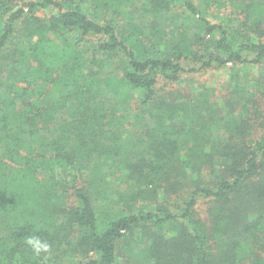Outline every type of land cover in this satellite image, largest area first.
<instances>
[{"label": "trees", "instance_id": "obj_1", "mask_svg": "<svg viewBox=\"0 0 264 264\" xmlns=\"http://www.w3.org/2000/svg\"><path fill=\"white\" fill-rule=\"evenodd\" d=\"M91 1L101 17L84 0H0V264H128L126 247L129 264H264V0H136L152 24L178 23L174 9L192 20V42L176 24L170 53L124 1ZM228 65L235 90L221 103L211 88L185 105L159 88ZM125 90L141 94L136 131L105 105L122 91L127 101ZM117 160L109 180L105 163ZM91 165L98 176L71 186ZM112 180L124 188L106 191ZM32 236L49 249L36 255Z\"/></svg>", "mask_w": 264, "mask_h": 264}, {"label": "rangeland", "instance_id": "obj_2", "mask_svg": "<svg viewBox=\"0 0 264 264\" xmlns=\"http://www.w3.org/2000/svg\"><path fill=\"white\" fill-rule=\"evenodd\" d=\"M121 1H124V3L122 4V7L128 13H130L133 16V18L138 22V25L143 29V33H144V36L146 38H149V37L152 38V36H153V38L156 37L158 39L163 38V39L167 40L168 43H164L163 46L161 44H158L157 47L159 48V50L163 49V51H167L170 53L171 47L175 46L177 44V42H179L178 38H176V36H175L177 34L174 32V29H173V27L176 24H185L187 26H188V24H193V23H190V22H192V20L186 18L182 14V11L179 9H174V13L176 15L180 16L178 23L174 22V23H171L169 25H166L168 23L160 20L159 23H156L159 25H156L155 23L152 24L151 19L144 20L143 18H141V16H142L141 11L140 10L137 11L134 9V7L137 6V4H138V2L136 0H121ZM195 3H198V0ZM82 7L86 8L89 12H92L93 14H96L98 16L100 15V17H101L102 12L105 11L104 5H101L96 9L93 8V1H91V0H84V4L82 5ZM210 12H213V14L217 13V11L215 10V7L211 8ZM37 14L39 16L43 17V14H47V13L42 12V11H38ZM209 19L211 21H213L211 18H209ZM142 20L145 24L142 23ZM117 26H118V28H120V31H123V34H127L126 20L125 19L123 20L121 16H117ZM188 27H190V29L187 31L188 35L183 36V38H187L189 40V43H191L192 42V35H191L192 28H191V26H188ZM161 31L164 33H162ZM132 38L134 39L135 37H132ZM210 39H212V38L207 36L205 38V41L206 40L210 41ZM140 40L143 41V35L140 36ZM144 41L146 43L148 42L147 39H145ZM193 47L196 50V47L195 46H193ZM173 53H176V52H171V54H173ZM193 60L194 59H193L192 54L185 53V56H181L180 62H181L183 67L189 68V66L195 65V62ZM110 67H112L111 68V72L113 71L112 73L116 72L118 75H120V71L115 64H112ZM106 71H108V70H106ZM239 71H241L240 73L242 75V78L245 75V73H247L249 75L248 76L249 79H252V77L257 76V70H255V68L253 70L248 69V71L247 70L242 71V69H240ZM232 72H233V69L231 68V66L228 65L227 67H225L219 71H207V72H200L197 74H183L182 78H181V82L178 85L165 86V88H164L163 83L161 82L159 84V88L161 87L163 89V91L165 90L164 92L174 91L173 95L177 98V101L181 102V105H185L184 102H187L188 101L187 99L191 100V98H192V100H193V99L197 98L198 93L203 88H211V89L215 90V97H216V100H218L219 98H222L223 96H228V94L233 96L232 92L235 90V88H234V83H233L232 78H231ZM105 81L107 82V79H105ZM241 81H244V79H242ZM109 85H110V82L108 83L107 89L111 95L112 89L109 87ZM125 92L127 93V96H129L127 101H124L126 99V96H125V93L122 91V96L124 97V99L122 101H120V103L118 101V98L120 96H117V97L116 96H110L111 100H109V101L107 100L105 102V105H109V107H110L111 104L117 103L116 108L118 110V113L120 115H122L124 113L125 116L127 117V122L124 121L123 126L126 129H131L132 131H136L138 129L137 126H139V125H136V123L132 119V116L134 115L133 114L134 111L136 113H138L137 105H138L139 100L141 98V94L138 91L125 90ZM164 96H166V95H164ZM218 103H221L220 99L218 100ZM215 113L217 115H219L220 109H216ZM221 115H222V112L219 116H221ZM143 118H145L144 119L145 125H147L146 124V122L148 121L147 115L144 114ZM179 122L181 124V119L178 120V123ZM139 128H140V126H139ZM121 166H122V164L119 160L107 161L105 163L103 171H104V173L106 172L109 175L108 178H109V180H111L112 179V176H111L112 172L115 174V176H119L121 174V172H122ZM76 167H77V164H76ZM93 167L94 166L91 165L88 169L82 170L81 173L83 175H81L78 172L74 174V172L77 170L74 171L73 168L72 169L69 168L67 170V173L65 172V175L68 176V179L70 181H71L72 175L74 174V176H75L74 182L71 183L70 185L73 187L79 188V187L87 184V183H85L86 177L84 175H88V176L91 175L92 178L95 179L98 176V172L93 171V169H92ZM57 174L61 175L60 169L57 171ZM112 181H113L112 184L108 185V188L106 189V191H108L110 189L111 192H113L115 190L124 188L122 185L119 184L118 180H112ZM118 184L120 185L119 187L117 186ZM67 188H68L67 194H69V196H70V194L73 192V189L70 186H68ZM90 193L92 194V196L97 198V194H99V189H97L96 191L90 190ZM202 202H204V201H201L200 204ZM94 204H95V206L98 205L97 207L100 208V212L102 214L101 218L102 219L106 218V215L110 213L109 207H106L105 204L103 202H100L99 200L97 202L94 201ZM203 206H204L203 204L200 206L201 210L203 209ZM101 218H100V220H101ZM58 221H59V223H62L61 218ZM131 245H134V243L131 242ZM65 247H66V243L64 241V243L61 245V249H65ZM132 251L134 254H137L138 253V247H134ZM61 255L63 257H65V251L61 252ZM124 256L127 258L128 264L132 262L131 257L133 255L129 253L128 247L125 248ZM75 260L76 259H74V258H71V259L66 258L64 264H71L72 262L74 263Z\"/></svg>", "mask_w": 264, "mask_h": 264}, {"label": "clouds", "instance_id": "obj_3", "mask_svg": "<svg viewBox=\"0 0 264 264\" xmlns=\"http://www.w3.org/2000/svg\"><path fill=\"white\" fill-rule=\"evenodd\" d=\"M26 243L34 251L36 255L41 252H46L49 249V244L46 241H41L38 237L32 236L26 239Z\"/></svg>", "mask_w": 264, "mask_h": 264}]
</instances>
